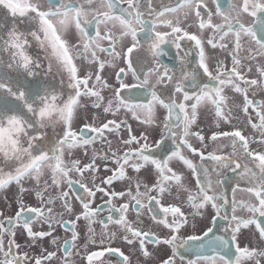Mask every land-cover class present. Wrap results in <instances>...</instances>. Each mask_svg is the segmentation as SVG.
I'll return each instance as SVG.
<instances>
[{
	"label": "snow or ice",
	"instance_id": "snow-or-ice-1",
	"mask_svg": "<svg viewBox=\"0 0 264 264\" xmlns=\"http://www.w3.org/2000/svg\"><path fill=\"white\" fill-rule=\"evenodd\" d=\"M140 2L141 0H83L81 3L80 0H58L57 4H53L52 0H48V6L45 7L44 0H0V8L5 9L6 14L13 18L10 27L6 28L0 24V53L9 54L7 67L21 73L23 78L12 81L6 73L0 75V191L14 183L20 186V192L23 193L26 191L23 187L24 181L35 180V195L40 205L30 207L21 198L15 216L0 222V253L4 257L0 264H32L27 253L21 256L18 252L20 245L16 243L17 227L25 230L33 245L46 237H51V242L56 244L55 229L58 226L63 227L65 232L71 233L70 239L64 240V251L67 256H71L68 248L76 247V241L80 239V233L76 230L77 224L83 219L87 222L88 240L94 245L97 244L96 232L92 225L97 222L96 218L103 207L92 206L97 192L110 197L105 201L110 205L109 215L106 220L100 221L104 229L108 228L109 223L118 225L123 230V240L129 245L138 244V250L144 257L152 256L146 246L148 243L167 245L171 254L160 264H177L178 260L179 264H260L261 258H264V249L248 245L242 247L238 239L242 229L254 227L259 240L264 241V153L251 150L249 139L241 130L211 135L212 141L220 137L232 138L233 152L227 157L214 153L205 155L189 141L190 136H195L202 144L205 140L200 132L190 131L201 105H213L216 117L228 121L223 106L227 103L225 89L230 88L243 97L242 111L248 116L251 127L261 131L259 142L264 143V101L249 98V87L264 88V80H247L238 70L242 61L237 55L242 48L241 41L246 37L250 45L256 46L255 49H248L251 58L256 55L264 56V0H241L239 5H230L227 11L219 0H215V12L209 9L203 16L202 9L207 8L204 0H179L175 7L156 12L154 20L144 19ZM121 3H126L127 7H121ZM181 9H186L185 20L189 15L196 17L201 32L205 29L212 31L213 35L207 40L211 47H227L216 43L217 33H221V41L229 35L234 37L233 66L230 70L224 69L221 63L217 65L216 74L209 71L205 41L197 34L186 31L181 26L179 17L165 18L166 12L177 13ZM214 15L219 16L222 23H213ZM244 15L253 18L251 23L241 22V16ZM20 25L27 27L21 29ZM161 27L168 31H158ZM72 28L78 33V43L75 45L66 39V34ZM115 30H118V33ZM29 38L48 51L49 70L54 59L67 74V88L71 91L65 93L28 81V77L37 75L34 69L40 67L39 62L28 52L31 47ZM125 38H130V44L126 50L122 48L118 51L117 45ZM185 39L195 42L199 67L210 78L208 83H199L196 73L191 71H181L177 77L175 70L160 59L166 55L164 45L173 44L180 49V41ZM104 41L108 42V47L103 46ZM145 47L152 57L151 67L147 68L139 56L133 57L134 52ZM98 53H107L111 61L100 59ZM81 57L89 64H97L98 71L95 74L88 72L81 77L80 69L75 63L76 59ZM120 59L125 61L126 67L119 68L116 73L119 86L112 89V97L105 102L103 89L111 86L100 73L106 63L115 67V62ZM258 72L260 77L264 78V68H258ZM129 73L135 82H125ZM125 90L129 94L134 90H146L150 100L148 103H134L130 96L123 95ZM166 90H169L170 94L166 95ZM82 97L91 99L92 108L102 109L104 113L114 116L122 110L131 112L134 118L149 126L156 124L157 110L165 109L167 114L161 121L160 138L150 143L147 133L139 137L133 135L131 125L126 120L118 122L112 119L99 126H96L94 121H85L78 130L74 129V121L79 118L81 110L86 111L88 107L82 103ZM250 109L256 113L258 123L252 121ZM140 112L144 113L143 119L140 118ZM59 125L63 127L53 140L44 129L51 128L55 131ZM122 127L128 131L129 137L122 140L127 150L118 154L111 150L112 142L107 140L105 133H115L119 136ZM91 133L95 135H90ZM97 138L102 143L106 141L109 146L111 155L105 153L103 159L116 165L115 169H106L111 171L112 175L102 179L101 185L111 186L114 181H128L126 191H109L95 183L93 187H89L80 180L72 179L74 173L83 177L85 172H98L99 168L95 164L97 157L94 152L92 162L81 167L79 160L66 162V150L70 152L75 148H87L94 144ZM166 141H171L175 148L167 149ZM133 144L137 147L132 148ZM184 149L198 155L201 163H194L183 153ZM237 152L249 157L254 167L249 168L247 164H241L236 157ZM173 160L182 162L196 176L195 190L187 187L184 175L170 166ZM204 160L213 161L225 168L234 165L232 172L240 170L239 174L248 178L249 186L240 190L254 197L255 202L236 200L235 192L239 185L237 189L232 190L231 200L227 192H218L217 187L222 186L225 181H213L203 165ZM128 169L137 176H129ZM147 169L154 173V183L151 185L139 177V174ZM46 171L50 173L51 183L45 182L40 189L41 178ZM201 174L204 176L203 180ZM217 175L219 176L218 171ZM65 184L67 191L63 190ZM76 184L86 193L84 196L75 197L81 205L79 213L74 212L69 199ZM49 188H61V191L56 197L48 195L45 198ZM141 188L144 190L141 191ZM173 188L187 194L186 203L194 209L193 216H202V210L211 207L215 212L211 226L197 232L196 225L192 224L193 232L182 236L181 229L190 223L188 216L180 206L162 203L165 194L171 195ZM125 196L129 198L128 202L119 207L112 203V199H123ZM57 200L62 201L65 212L72 214L68 220H64L63 215L56 213L52 207ZM130 208L137 212L135 222L127 219ZM143 209H147L154 224L169 230L167 238L161 239L154 232L138 227L143 223L140 218ZM238 210L246 211L249 215L238 216ZM113 213H119V217L115 218ZM2 215L0 213V216ZM219 220L225 221L226 226H219ZM36 222L47 225V231H35L32 225ZM5 223L8 227H5ZM4 235L9 236L7 247L4 244ZM114 238L115 233L102 232L99 240L101 250L88 253L87 264L100 261L106 253L116 255L119 264H131L128 255L119 248L111 247ZM55 256V252H47L45 249L40 257L33 258L34 264H45ZM64 264H68L66 259Z\"/></svg>",
	"mask_w": 264,
	"mask_h": 264
},
{
	"label": "flooded vegetation",
	"instance_id": "flooded-vegetation-1",
	"mask_svg": "<svg viewBox=\"0 0 264 264\" xmlns=\"http://www.w3.org/2000/svg\"><path fill=\"white\" fill-rule=\"evenodd\" d=\"M63 2V0H60ZM82 3L83 0H80ZM179 0H141L140 2V10L144 13L145 20H154L156 19L155 13L161 10H164L168 7H175L178 4ZM53 4H57L58 0H52ZM204 3L207 5V8L202 9V16L206 14V12L210 9L215 12L216 3L215 0H204ZM219 3L223 5L224 10L227 11L228 7L232 4L239 5L241 0H219ZM44 6H48V0H44ZM121 7H127L126 3H121ZM186 9H181L177 13H165V18L175 19L179 17L182 21L181 26L191 34H197L201 39L205 41L204 49L206 54V62L209 66V71L213 74H216V69L218 64H223L224 69L230 70L233 66L232 63V51L234 49V37L229 35L224 38V40H220L219 37L221 33L216 34V43L224 44L227 47L221 48L216 47L213 48L211 45L207 43V40L213 35L210 29H205L204 31H200L198 29V20L194 15H189L188 18L184 19V12ZM91 19V17H89ZM253 18L248 17L246 15L241 16V22L251 23ZM4 22V27H10L13 18L6 14V10L0 8V24ZM213 23H222L221 18L219 16H213ZM21 29H26L27 26L20 25ZM158 31H168L166 28H158ZM226 30V29H225ZM94 31V30H90ZM101 31L103 32V26L101 27ZM118 33V30H115ZM67 39L70 44L75 45L78 43V33H76L75 29L72 28L66 34ZM31 41V47L28 49L30 51V55L39 62L40 67L34 69L37 73L35 77H28V81H31L32 84H40L41 86L49 87L55 90H62L65 93L71 91L67 88L68 84V76L65 72H63L57 62L53 59L51 61L52 67L49 70V58L48 51L45 48H42L39 43L35 40ZM242 48L238 52V58L242 61V66L238 69L241 71L242 75L245 76L247 80H264V78L260 77L258 68H264V56L256 55L255 58H251V54L248 49L251 47L255 49V45H250L248 39L245 37L241 41ZM130 44V38H125V40L117 45V50L120 51L122 48L126 50V47ZM181 48L177 49L173 44L164 45V50L166 55L162 56L160 59L164 64H167L170 68L175 70L177 77L179 76L181 71H191L195 72L198 77V82L208 83L210 78L203 73V69L199 67V55L198 49L196 48L194 41L182 40L180 41ZM104 47H108V42H103ZM79 51V49H77ZM187 53V54H186ZM100 59L105 61H111V57L108 56L107 53H98ZM143 61L145 68L151 67L152 57L147 52L146 47L139 49L137 52L133 53V57H137ZM0 60L4 63L0 65V75L7 74L9 79L15 81L17 78L21 80L22 75L18 73L12 68L7 67V63L9 61V54L7 52L0 53ZM183 61V63H182ZM75 63L80 69L79 75L83 77L88 72H92L95 74L98 71L97 64H89L86 59L83 57L76 59ZM115 67L106 63L104 70L100 73L104 80L111 86L110 88L103 89L102 94L105 97V102L110 99L113 95L112 89L118 87V81L116 80V73L119 71V68L126 67V63L123 59L117 60L115 62ZM249 68L251 71H249ZM27 83V81H23ZM126 83L135 82L131 76V74H127L125 77ZM154 83V78H153ZM243 86V85H242ZM191 91V89H189ZM165 94H170L169 90H166ZM227 97V103L223 106V110L225 115L228 117V121L226 122L223 118H217L215 115V107L211 104H203L198 109L197 119L195 124L191 126V132H200L201 135L205 137L203 144L195 137L190 136L189 141L192 143L193 147L197 148L200 151H203L205 155L209 153H214L216 155L229 156L232 154L233 149L231 146L230 137H220L216 141H212L210 139L213 133H220L226 131L233 130H241L242 134L249 139V147L251 150L256 152L264 153V143H260L261 140V131L258 129H253L251 124L248 123V116H246L242 111L243 97L232 91L230 88L225 89L224 93ZM123 95L130 96L132 102L134 103H148L150 100V96L148 95L146 90L143 91H135L132 94H129L127 90L124 91ZM179 99V97H177ZM249 98L255 101H264V88L257 86L249 87ZM82 103L88 105L87 110L83 109L80 112V116L78 119L74 121V129L78 130L83 126L85 121L92 123L95 122L96 126H99L108 120L115 119L118 122L120 120H126L129 125H131L132 134L136 136H140L144 133L149 135V142H153L160 138V133L162 131L161 121L166 116V110L159 108L157 110V120L154 125H146L142 124L140 120L133 117L131 112L121 111L117 115L104 113L102 109H95L91 107V99L87 97H82ZM251 114L252 121L258 123V119L256 117V113L249 110ZM140 118H144V113H139ZM157 125H160L159 127ZM62 125L57 126L55 131L51 128L44 129L48 133V136L55 140L56 135L62 129ZM90 135H95L91 133ZM107 140L112 142L111 150L118 152V154H122L127 150V146L123 145L122 140L127 139L129 137V133L125 128H121L120 135L117 136L115 133H105ZM179 142V141H177ZM167 149H174L175 145L171 141H166ZM132 148L137 147L135 144L131 145ZM95 164L99 168V170L103 171V178H107L112 175V172L106 169H115L116 165L114 162L106 161L103 159L105 153H108L109 156L111 153L109 152V146L107 142H101L99 138H97L94 144L87 146V148H75L70 152L66 150L65 158H90L88 163H91L94 157ZM183 153L187 155L190 159L193 160L194 163L200 164L201 160L198 155H194L190 153L187 149L183 150ZM236 157L238 158L241 164H247L249 168H253L252 160L245 156L241 152L236 153ZM204 167L208 170V174L213 181L216 180H224L225 183L222 186L217 187V191H225L227 192L229 199L232 198V190L237 189V185H239V189L235 192V198L237 201H251L255 202V198L250 196L248 193L241 191L248 185V178L243 177L239 174L240 170L237 172H232L231 168L234 165H230L229 167H221L217 165L215 162L210 160L203 161ZM170 166H172L176 171L183 174L185 177L186 186L191 188L192 190L196 189V176L186 168L177 160H173L170 162ZM8 170L7 168L5 169ZM128 171H132L128 169ZM145 171H152L151 169H147ZM217 171L219 172V176L217 175ZM107 174V175H106ZM78 175V174H77ZM204 179L203 174H201V180ZM79 180V179H74ZM82 182V181H81ZM115 182V181H114ZM113 182V183H114ZM83 183L87 184L89 187H93V185L88 184L86 181ZM25 185H23L24 187ZM44 185H39V187H43ZM107 188L109 191L121 192L127 190V185H101ZM25 188V187H24ZM26 191L21 193L20 186L16 184L10 185L5 190L0 191V213L3 215L0 216V222L6 220L8 217H14L18 208V201L22 198L24 203L30 207L40 206L39 201L35 199L36 197L32 193V189L25 188ZM55 189V194L53 197L59 195L61 188H52ZM63 190L67 191L66 184L63 186ZM144 189L141 188V191ZM19 192V193H18ZM77 195L84 196L86 193L84 189L80 188L79 184L74 185L72 191L70 192L69 199L73 205L74 212L79 213L81 209L80 202L75 198ZM155 195V193H153ZM186 193L178 192L175 188H173L171 195L165 194V197L162 201L164 205L174 204L180 206L182 211L188 216L189 225L185 228L181 229V235L186 236L193 232L192 224L196 225V231L199 232L201 229H204L208 226H211V220L215 215L214 210L211 207L203 209L202 216H193L194 209L190 208L186 203ZM110 197L105 196L101 192H97L94 198V202L92 204L93 207L98 205H102V211L97 216V222L92 225L96 232V240L97 244H92L88 240V232H87V222L81 219L77 224V231L80 233V239L76 241V247L73 248L69 246L68 252L72 253L71 256H67L64 251V240L70 239L71 233L65 232L63 227H57L54 232V236L57 240L56 244L51 242V237H46L43 240L33 242L29 240L26 235L25 230L22 227H17L15 229L16 235V243L20 245L18 252L22 256L24 253L28 254L29 262L34 264V257H40L44 250L47 252H55L56 256L51 261H46L45 264H64V260L68 261V264H87L86 255L92 251L101 250L99 248V240L100 234L104 231L107 233H115V238L111 242V247L119 248L126 255L130 257L131 264H160V262L166 259L171 254V249L164 244L157 245L155 243H148L146 246L148 250L152 253L151 257H144L141 252L138 250V244L129 245L123 240V230L115 224H108V228L105 230L103 224L100 221L106 220V217L109 215L108 208L110 205L106 204L105 201L109 200ZM128 197L125 196L123 199L114 198L112 199V203L119 207L121 204L128 202ZM56 213H60L63 215L64 220H68L72 214H69L64 211L62 207V201L57 200L56 204L53 206ZM31 216V214H28ZM115 218L119 217V213H113ZM238 216L247 217L249 214L246 211H237ZM140 218L143 220V223L138 225V227L144 228L145 230H150L154 232L161 239L167 238L169 235V230L163 228L162 226L156 225L152 222L150 214L147 212V209H143L140 214ZM127 219L135 222L137 220V212L130 208L127 213ZM218 225L223 227L226 226V222L223 220L218 221ZM5 227L8 225L5 223ZM35 231L44 230L47 231V225H41L39 222H36L32 225ZM222 234V233H218ZM239 243L243 247L248 245L250 247L264 249V241H260L258 238V234L254 227L252 229H242L241 235L239 236ZM5 247L8 245L9 236H3ZM107 246V240H106ZM14 251L16 249L14 248ZM183 251V249H181ZM187 255V254H186ZM3 254L0 253V260H2ZM195 258L194 256L192 257ZM28 264V262H25ZM94 264H119V260L116 255L106 253L104 257L101 258L100 261H94ZM179 264V260L177 261ZM260 264H264V258H261Z\"/></svg>",
	"mask_w": 264,
	"mask_h": 264
},
{
	"label": "rangeland",
	"instance_id": "rangeland-1",
	"mask_svg": "<svg viewBox=\"0 0 264 264\" xmlns=\"http://www.w3.org/2000/svg\"><path fill=\"white\" fill-rule=\"evenodd\" d=\"M2 24L4 25V22H2ZM67 39V37H66ZM68 40V39H67ZM69 41V40H68ZM70 43V42H69ZM29 54L30 51L28 50ZM4 62L0 60V65L3 64ZM2 66V65H1ZM66 162L71 163L73 160H79L80 161V166L83 167L86 164H89V160L90 158H65ZM103 171L99 170L98 172H85L83 177L77 175L76 173L72 174V179H79L80 181H86L88 184L93 185L94 183L96 185H101V180L104 179L103 178ZM107 175V174H106ZM128 175L132 176V177H136L137 174L134 173L133 171H128ZM139 177L147 182L149 185H151L152 183H154V173L153 171H145L143 170L140 174ZM45 182H48L49 184L51 183V177H50V173H48L46 171L45 175L41 178V182L40 185H44ZM23 185H25L24 187L27 189H32V193L33 195L36 197L35 192L37 190V185L35 183V180H26L24 181ZM112 185H128V181H115ZM43 187H40V189H42ZM19 193V192H18ZM55 194V189L49 188V191L47 193H45V198H47L48 195L54 196ZM36 199V198H35ZM53 207V206H52Z\"/></svg>",
	"mask_w": 264,
	"mask_h": 264
}]
</instances>
